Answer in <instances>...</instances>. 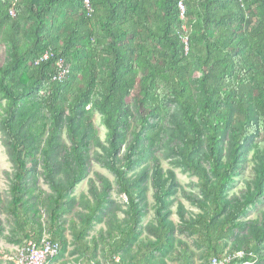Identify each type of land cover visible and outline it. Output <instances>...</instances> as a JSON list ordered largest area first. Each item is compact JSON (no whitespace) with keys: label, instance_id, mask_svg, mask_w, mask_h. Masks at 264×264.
<instances>
[{"label":"trees","instance_id":"trees-1","mask_svg":"<svg viewBox=\"0 0 264 264\" xmlns=\"http://www.w3.org/2000/svg\"><path fill=\"white\" fill-rule=\"evenodd\" d=\"M90 5L91 16L85 0H0V131L13 165L10 209L27 243L42 247L43 230L27 226V211L40 213L41 195H31L42 179L52 192L49 239L60 245L56 261L63 255L61 220L96 162L115 178L125 218L111 212L113 183L96 173L72 223L77 242L107 217L101 238L121 264H155L152 258L165 257L177 242L178 258L194 264L179 234L196 241L208 264L227 256L233 257L227 264H264V211L244 221L264 204V0ZM60 59L67 67L61 80ZM162 151L199 181V194L186 197L200 212L190 217L180 204L179 229L171 207L180 186L176 172L164 170ZM249 163L253 178L231 195ZM148 184L156 242L135 253Z\"/></svg>","mask_w":264,"mask_h":264},{"label":"rangeland","instance_id":"rangeland-1","mask_svg":"<svg viewBox=\"0 0 264 264\" xmlns=\"http://www.w3.org/2000/svg\"><path fill=\"white\" fill-rule=\"evenodd\" d=\"M135 96V94L133 95ZM131 97L129 103L132 102ZM95 127L99 132L100 139L105 141L106 139V130L102 126L101 117L98 114H95L93 119ZM159 155L162 166L165 171L174 170L176 172L179 189L177 194L172 198L174 201L171 210V221L174 222L176 227L179 229L180 219L177 215L178 208L182 204L188 216H195L200 211L191 203L186 197L187 193L190 194H199L200 188L198 187V178L190 175L189 173L182 172L181 169L175 168L171 164V160L167 159L165 152L162 151ZM149 165V162L143 163L135 171L137 174L141 173L146 166ZM31 168V167H30ZM39 170V169H38ZM40 171V170H39ZM37 171H35L36 173ZM13 173V165L10 160L8 149L4 143V136L0 131V264L6 263L8 257H10L18 248L26 244L28 241L24 238L22 232L19 230L18 224L16 223L12 212H11V201L12 196L10 193V177ZM99 173L106 176L113 183V192L112 199L115 202L112 207L113 213H116V216L123 220L125 215L123 211L126 210V200L119 194L115 178L101 165L96 162H92L91 165V175L88 179L83 181L75 190L73 197L75 202L73 205V211L69 215H65L61 220V224H64L65 228V250L63 255L54 263V264H116L117 261L121 263V257L116 255L112 256L108 247V243H105L101 238V233L108 231V219L104 218V222L98 224L91 232L90 235L86 238L84 243H79L76 241L72 234V223L77 221V214L81 211V199L83 196H89L90 185L89 180L95 178V174ZM253 178V165L245 164L244 169L242 170V175L239 176L234 184V187L231 191V195H239L241 190L246 187V184L250 182ZM34 189L32 197L41 195V202L38 205L39 216L36 217L33 215L32 211H27L28 216L31 217V220L28 222V230L30 229H42L43 238H51V207L48 200L52 194L49 187L41 179L37 181V185L32 187ZM154 192L150 184H148V191L146 194V203H147V212L142 223V234L140 235L137 243L133 246V251L147 250L149 243L156 242V237H154L150 232V226L156 223L155 212H154ZM25 211V210H24ZM264 211V204H260L255 208L250 209L248 215L244 218V221L254 220L261 217L262 212ZM35 220L32 222L33 219ZM106 237V236H105ZM178 240L183 241L187 244V247L192 251L194 264H208V260L205 257L204 250L196 243L192 238H186L180 234L177 236ZM225 252L229 251L231 242H225ZM86 247L91 250L86 251ZM181 250L180 244L177 242L176 246L167 253L165 257L160 254H156L152 258V262L155 264H183V261L178 258V251Z\"/></svg>","mask_w":264,"mask_h":264},{"label":"built area","instance_id":"built-area-1","mask_svg":"<svg viewBox=\"0 0 264 264\" xmlns=\"http://www.w3.org/2000/svg\"><path fill=\"white\" fill-rule=\"evenodd\" d=\"M85 5L88 10L89 15L91 16L93 13V9L90 5V0H85ZM179 8L181 10V16L184 18L185 8L182 2L179 3ZM14 15V13L12 12ZM184 42L187 44V38L184 39ZM48 56H45L47 59ZM58 67L60 68V73L58 78L61 80L67 74V67L62 59L58 61ZM60 245L58 243L52 242L49 238L43 239L42 247L38 248L32 242L24 244L20 248H18L10 257L7 258L6 263L4 264H54L56 262V258L59 255ZM243 253H239L235 257H242ZM232 256H227L222 260L213 259L211 264H227L232 260ZM116 264H121L117 261ZM250 264V263H245Z\"/></svg>","mask_w":264,"mask_h":264}]
</instances>
